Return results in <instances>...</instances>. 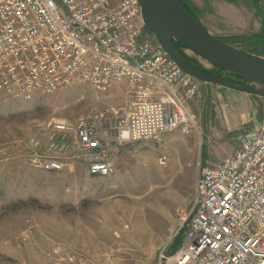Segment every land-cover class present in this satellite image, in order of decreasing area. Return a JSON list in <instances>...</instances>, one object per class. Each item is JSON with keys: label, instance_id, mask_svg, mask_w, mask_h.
Here are the masks:
<instances>
[{"label": "built area", "instance_id": "1", "mask_svg": "<svg viewBox=\"0 0 264 264\" xmlns=\"http://www.w3.org/2000/svg\"><path fill=\"white\" fill-rule=\"evenodd\" d=\"M143 29L139 0H0V96L28 102L74 84L124 89L121 101L75 122L52 118L27 140L29 165L59 172L81 157L90 175L108 177L112 149L188 131V103L199 83ZM167 162L166 155L158 159ZM32 231L26 228L21 240ZM181 232L178 248L169 250ZM46 257L92 264L58 248ZM156 264H264V102L259 126L239 148L199 169L191 205Z\"/></svg>", "mask_w": 264, "mask_h": 264}, {"label": "rangeland", "instance_id": "2", "mask_svg": "<svg viewBox=\"0 0 264 264\" xmlns=\"http://www.w3.org/2000/svg\"><path fill=\"white\" fill-rule=\"evenodd\" d=\"M180 1L219 40L264 57V0ZM182 49L209 74L245 83ZM198 83L188 103L194 116L188 131L112 149L114 172L108 177L90 175L81 157L59 172L34 168L27 162L26 145L52 118L75 122L118 103L122 87L97 92L74 84L28 102L0 96V264H56L46 257L55 248L81 253L92 264H156L159 249L191 205L199 169L238 149L242 136L255 131L262 117L264 96ZM161 155L168 157L163 166ZM30 226L31 235L21 240ZM181 235L169 250L178 248Z\"/></svg>", "mask_w": 264, "mask_h": 264}, {"label": "water", "instance_id": "3", "mask_svg": "<svg viewBox=\"0 0 264 264\" xmlns=\"http://www.w3.org/2000/svg\"><path fill=\"white\" fill-rule=\"evenodd\" d=\"M139 4L143 27L182 72L199 82L264 96V57L219 40L198 22L180 0H139ZM175 42L221 68L222 73L243 78L245 83H234L197 69L187 61Z\"/></svg>", "mask_w": 264, "mask_h": 264}, {"label": "flooded vegetation", "instance_id": "4", "mask_svg": "<svg viewBox=\"0 0 264 264\" xmlns=\"http://www.w3.org/2000/svg\"><path fill=\"white\" fill-rule=\"evenodd\" d=\"M179 50H180V52H182V54L185 56V58L187 59V61L190 63V64H192L194 67H196L197 69H199V70H201V71H203V72H205V73H208L207 71H205V70H203V69H201V68H199L197 65H195L194 64V62L192 61V60H190L189 58H187V56L185 55V53H183V49L182 48H184L183 47V45H179L178 47H177ZM182 49V50H181ZM214 67H216V68H218V73L221 71L222 72V69L221 68H219V67H217V66H214ZM209 74V73H208ZM218 76H222V74H217ZM235 76V75H234ZM223 77V76H222ZM237 77V76H236ZM225 78V77H224Z\"/></svg>", "mask_w": 264, "mask_h": 264}, {"label": "trees", "instance_id": "5", "mask_svg": "<svg viewBox=\"0 0 264 264\" xmlns=\"http://www.w3.org/2000/svg\"><path fill=\"white\" fill-rule=\"evenodd\" d=\"M175 45L178 47L179 45H181L180 43H178V42H175ZM236 76V75H235ZM238 77V76H237ZM238 78H240V77H238Z\"/></svg>", "mask_w": 264, "mask_h": 264}]
</instances>
